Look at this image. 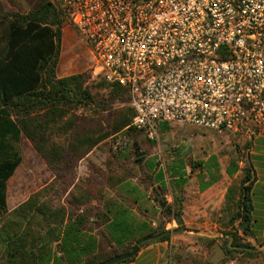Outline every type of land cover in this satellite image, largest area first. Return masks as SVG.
<instances>
[{"label": "trees", "instance_id": "trees-1", "mask_svg": "<svg viewBox=\"0 0 264 264\" xmlns=\"http://www.w3.org/2000/svg\"><path fill=\"white\" fill-rule=\"evenodd\" d=\"M66 20H69L66 12L53 0H45L27 13L5 12L0 2V264H98L131 251L133 246L142 248L169 242L186 229L181 212H175L170 205L163 209V215L177 223L174 229L139 222L127 206L118 202H108L103 211L95 212L97 222L92 224V208L87 206L89 192L80 193L75 185L65 202L53 204L48 196L52 182L8 211L7 182L21 163L18 143L22 135L54 174V180L63 176V170L71 174L80 160L112 135L121 133L127 138L116 154L118 160L133 151L136 154L140 136H145L143 130L131 126L134 111L129 105L115 112L105 126L94 115L78 116L80 109L87 111L101 103L96 102L84 73L57 76ZM99 87L107 91L106 102L129 103V95L122 87L102 79ZM159 127L163 132L170 126L163 123ZM246 142L248 145L250 140ZM135 161L141 163L143 157ZM156 166L154 162L148 164L157 189L169 187L173 193L186 183V177L175 168L154 171ZM190 166L191 172L201 169L200 192L222 178L215 155ZM240 170L239 187L227 189L222 209L227 228L220 234L227 242L222 246L227 257L215 264L233 261L234 255L241 253L256 261L264 260V252L244 238L252 235L249 230L252 206L248 198L252 169L246 162ZM238 171L233 160L225 168L230 178ZM108 181L109 188L123 183V179L112 175ZM196 239L209 248L217 241L205 236Z\"/></svg>", "mask_w": 264, "mask_h": 264}, {"label": "built area", "instance_id": "built-area-1", "mask_svg": "<svg viewBox=\"0 0 264 264\" xmlns=\"http://www.w3.org/2000/svg\"><path fill=\"white\" fill-rule=\"evenodd\" d=\"M53 1L148 140L163 123L264 134V0Z\"/></svg>", "mask_w": 264, "mask_h": 264}, {"label": "rangeland", "instance_id": "rangeland-1", "mask_svg": "<svg viewBox=\"0 0 264 264\" xmlns=\"http://www.w3.org/2000/svg\"><path fill=\"white\" fill-rule=\"evenodd\" d=\"M7 1L8 6L5 2L4 5L2 4L5 12L27 13L45 0ZM62 32L57 76L65 77L78 73H84L87 76V85L93 92L96 102L101 104L87 111L80 109L77 114L80 117L85 114L94 115L105 126L115 112L127 107L128 104L116 101L106 102L107 91L99 87L101 79L92 65L91 56L69 20H66ZM121 137L122 134L117 133L107 138L80 160L71 174L63 170L61 171L63 176L55 180L54 174L35 152L31 143L26 138H22L18 144L21 163L7 182L8 211L17 208L30 194L51 182L52 187L48 196L53 204L65 202L75 185L78 191L81 190L80 193L89 192L87 206L92 208L90 217L92 224L97 222L94 213H100L104 203L108 200H120L123 205L133 211L139 220H145L154 226L162 224L165 229H174L177 223L172 217L163 215V209L170 205L175 212H181L186 229L173 236L169 242L153 243L149 246L158 244L164 250V260L161 264H176L178 261L181 264H195L194 261L205 264L216 244L223 246L227 243L220 234L227 228V219L222 211L224 203L207 206L208 201H202V194L198 189V176L201 169L198 167L191 172L190 163L204 161L209 156L215 155L221 171L225 174V168L233 160L238 165L239 171L231 178L225 174L217 184H220L223 190L228 184L236 188L242 178L240 169L247 162L250 142L247 145L244 137L229 132L200 130L190 126H170L166 131L159 130V139L154 141L153 145L142 134L141 144L136 154L133 151L126 158L118 160L116 154L124 144ZM139 157H143L141 163L135 161ZM151 162L157 164L154 171L175 168L178 173L186 177V183L173 193L169 187L162 190L157 189L156 183L153 182L154 172L148 169V164ZM110 175L123 179V183L115 188H109L108 177ZM166 178L168 180L167 175ZM122 187H124L125 194L120 189ZM130 188H133V191L128 193L127 190ZM164 202V208H161L160 203ZM198 206L201 211L200 216ZM204 234L215 235L210 238H217L211 248L197 241L198 236L208 237ZM234 258L233 261L236 260L235 263L240 264V256L235 254ZM219 264H231V261Z\"/></svg>", "mask_w": 264, "mask_h": 264}, {"label": "crops", "instance_id": "crops-1", "mask_svg": "<svg viewBox=\"0 0 264 264\" xmlns=\"http://www.w3.org/2000/svg\"><path fill=\"white\" fill-rule=\"evenodd\" d=\"M0 2L1 4L5 2L7 6L9 5L7 0L6 1L0 0ZM22 138H25V137L22 135L19 142H21ZM247 163L252 169V172H251L252 178H251V183L249 185L250 190L248 194V198L252 206V210L250 214L251 220H250V225H249V230L252 235L246 236L244 238H245V241L249 243L250 245H252L256 250L264 252V134L257 135L253 138V140L250 141V146L248 148ZM221 174H222V177H224L226 172L225 174H223V171H221ZM217 183L213 184L212 186H210L209 188L201 192L202 201H208L207 206H217V203H224L227 189L232 187L230 186V184H228L227 187L223 190L220 184H217ZM238 187L239 185L235 189H238ZM120 189L124 192V194L126 193L123 190L124 187ZM131 191H133V188H130L129 190H127L128 193H130ZM16 196H18V194ZM8 197H9V194H8V183H7V189H6L7 204H8ZM204 197H207V198H204ZM236 199H238V195H236ZM108 202L122 203L120 200L119 201L108 200ZM108 202L102 205V211H103L104 206H106ZM199 206H198V213L200 216L201 211H200ZM129 210L133 213L131 209ZM134 216L137 219V221L146 222L147 224L154 226L153 224L145 220H139L136 217V215ZM237 222L238 220H236L235 225ZM81 247H82V244H81ZM163 254H164V250L160 248L158 244H156L155 246L153 245L146 246V247L140 248L137 255L134 256L132 260L123 262L120 264H161L164 260ZM238 255L241 258L240 264H254L255 262L256 264H264V260H262V262L256 261V260H253V259H250L244 256V254L242 253ZM235 262L236 260L231 261V264H234Z\"/></svg>", "mask_w": 264, "mask_h": 264}, {"label": "water", "instance_id": "water-1", "mask_svg": "<svg viewBox=\"0 0 264 264\" xmlns=\"http://www.w3.org/2000/svg\"><path fill=\"white\" fill-rule=\"evenodd\" d=\"M140 155V154H138ZM165 202L164 203H160L161 208H164ZM207 235L209 237H215V235H208V234H204ZM140 250V248L138 246H133L131 251L126 252V253H122L120 255L117 256H113L112 258H109L105 261H102L98 264H117L123 260L126 259H130L133 258L134 256L137 255L138 251ZM227 256L226 251L224 250V248L219 245L216 244L212 250V254L210 255V257L207 259V261L205 262V264H215L217 263L221 258H224Z\"/></svg>", "mask_w": 264, "mask_h": 264}]
</instances>
